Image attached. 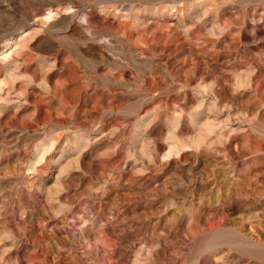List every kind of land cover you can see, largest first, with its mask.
<instances>
[{"label": "rangeland", "instance_id": "obj_1", "mask_svg": "<svg viewBox=\"0 0 264 264\" xmlns=\"http://www.w3.org/2000/svg\"><path fill=\"white\" fill-rule=\"evenodd\" d=\"M0 264H264V0H0Z\"/></svg>", "mask_w": 264, "mask_h": 264}]
</instances>
